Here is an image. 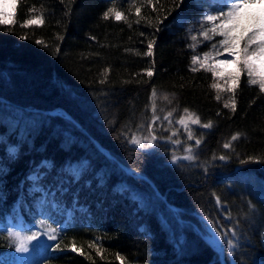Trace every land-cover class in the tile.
<instances>
[{
    "label": "trees",
    "instance_id": "1",
    "mask_svg": "<svg viewBox=\"0 0 264 264\" xmlns=\"http://www.w3.org/2000/svg\"><path fill=\"white\" fill-rule=\"evenodd\" d=\"M109 8L127 22L103 18ZM206 9L212 1L173 8L159 0L156 11L142 7L137 24L132 0H18L14 23L0 25V220L44 214L54 222L58 239L42 264H122L118 256L127 264H221L205 229L215 230L226 264H264V93L242 74L235 112L225 107L233 93L216 99V79L191 60L213 53L219 39L198 35ZM37 15L42 24H24ZM153 89L161 120L176 109L170 127L184 108L199 117L189 140L194 159L166 138L169 130H156L165 139L154 148L128 142L147 133ZM84 160L73 175L68 166ZM7 248L0 235V253Z\"/></svg>",
    "mask_w": 264,
    "mask_h": 264
},
{
    "label": "snow or ice",
    "instance_id": "2",
    "mask_svg": "<svg viewBox=\"0 0 264 264\" xmlns=\"http://www.w3.org/2000/svg\"><path fill=\"white\" fill-rule=\"evenodd\" d=\"M63 2V0H61ZM184 0H173V8H179ZM159 4V0H140V4L137 6L136 0H132V6L135 7V14L137 17L136 23L139 24L144 17L141 15V9L144 6L151 7L153 11H156V5ZM11 7L13 10L17 7V0H0V25H10L14 23V12H8L5 9ZM29 11H34V9H29ZM172 9H169L171 12ZM214 12V14H213ZM110 15L114 17L115 20H125L127 22V16L124 13L115 10L114 8H109L103 13V18L107 19ZM42 16H33L29 20H25V25H35L42 24ZM199 22L201 24L202 30L199 32V37H202L204 41H213L214 37H220L218 42L212 44V51L215 52V57L210 53H205L203 57L194 55L192 56V64H199V68L205 69L211 72L214 79L223 80L224 83L214 82L211 84V88L217 90L216 99H220V91H229L233 93V99L231 104H225V107H231L233 112L237 109V102L235 99V94L240 86L241 75L246 74L248 77V84L258 86L259 92L264 93V0H213V9L210 12L203 13L199 17ZM146 23L150 26L152 25V20H146ZM156 24H162L160 17H157ZM159 28H157V31ZM143 35V33H141ZM193 41H197V36H192ZM155 38L149 40L147 44L146 55H152L153 46L155 44ZM37 44H42L43 41L37 40ZM222 49L223 53L218 51ZM224 53L230 58L219 59ZM192 72H197L198 68L191 67ZM148 75L151 77L153 75L151 70H148ZM104 83L103 80L100 81ZM157 92L153 89L151 93V120L147 123V135H144L142 139L137 138L132 135L129 143L137 146L139 149H147L152 147L157 143L159 139L165 137H158L156 135V129L154 125L161 121V117L157 114L156 105ZM165 100L168 99L167 96L164 97ZM171 103V101H169ZM162 111V110H161ZM176 109H172L164 114L163 120L167 121L169 125L172 124L171 117ZM184 115H181L179 120L176 121L177 124L182 125L184 131L187 132L189 140L194 138L192 128L190 125H200V119L194 113H190L188 108H184ZM202 128L208 129L212 127L211 122L201 125ZM176 131L173 129L171 134L166 138L170 140L173 144L180 143L179 140L173 139L176 135ZM238 135H234L232 140H236ZM202 141L200 139L195 140V146L199 147ZM225 149L230 147L229 143L223 145ZM192 146L185 149L188 153L184 158L192 160L195 157L192 153ZM15 149H12V153L15 154ZM226 156H220V160L226 159ZM172 162L177 161V156H172ZM253 160V157H249L248 161ZM248 161H241V163H246ZM46 163V162H45ZM221 204L220 199H217V205ZM252 207V205H249ZM54 233H58L60 229H52ZM47 234V233H45ZM234 234V233H233ZM10 236L17 238L16 249L17 251L26 252L28 250L27 241L36 240L40 233L33 232L30 236L20 237L19 233H9ZM49 239L56 241L58 239L57 235H49ZM229 248L233 247V241L228 240ZM90 247H95V245H90ZM56 250L62 251L60 245L56 244ZM73 252H79L80 255H85L83 251L76 248L75 245L72 247ZM97 253H100V249H96ZM91 259V257H87ZM103 258V257H101ZM122 261V264H127V261L123 257H117Z\"/></svg>",
    "mask_w": 264,
    "mask_h": 264
},
{
    "label": "rangeland",
    "instance_id": "3",
    "mask_svg": "<svg viewBox=\"0 0 264 264\" xmlns=\"http://www.w3.org/2000/svg\"><path fill=\"white\" fill-rule=\"evenodd\" d=\"M17 2H18V0H17ZM5 10L10 12V13L15 11L10 6L7 7ZM210 11H212V10L206 9L203 11V13L210 12ZM213 14H214V12H213ZM219 39H220V37H219ZM218 51L223 53L222 49H218ZM210 54L215 57V52L210 53ZM200 57L202 58L203 56H200ZM218 58L224 59V58H230V57H228L227 54L224 53L223 55H221ZM197 65L199 66V64H197ZM216 82L221 83V84L224 83L223 80H219V79H216ZM220 92L226 96L229 93V91H224V90H221ZM53 111L58 112L59 114H62L63 116H66L60 111H56V110H53ZM50 115H57V114H50ZM164 122L168 123L167 121H164ZM192 126H195V125H190V127H192ZM155 129L156 130L160 129L161 132H165V131L169 130V132H168L169 135L171 134L172 130L174 129L177 134L174 136L173 139L180 141V143L173 144L174 146H176L177 150L179 148L186 149L189 146H192L189 143L187 132L184 131V128L182 125L177 124V125H174L173 127H170V125H168L167 127H165L163 120H161L158 122ZM146 135H147V133H146ZM164 139L165 138H162V139H159L158 141H163ZM154 147L155 146H153V148ZM147 149H149V148H147ZM99 150L102 151L104 154L109 155L103 148H101V149L99 148ZM178 151H180V150H178ZM174 155H176V152H174ZM186 155H188V153H185L183 157H185ZM45 162L46 161H44L43 163L45 164ZM85 163H86L85 160L82 163L74 162L68 166V169L70 170V172L73 175L78 176L81 168L84 167ZM129 173L132 174L131 172H129ZM32 176L36 177L37 175L35 173H33ZM132 176L135 177V176H138V174L133 173ZM141 177L143 178L144 176H141ZM259 187L261 189L264 188V183H262ZM121 188H124V187L119 186V189H121ZM262 191H264V190L262 189ZM130 195L133 199L140 200L139 199L140 197L138 196V194H136L132 190L130 191ZM69 214H71V211H69ZM52 229H56V227L49 221V219L47 217H43V216L37 217L34 220H31L28 222L22 221L21 218H19V223L13 222L11 218H6L5 220L0 221V234L8 237V240H9L10 246H11L10 250H8V251L4 252L2 255H0V264H40L43 261V259L46 257L51 246L53 244H55V242H56V241H52L49 239V235H58V233L52 232L51 231ZM10 232L19 233L21 238H23L25 236H30L33 232L40 233V235L37 236L36 240L27 241L28 250L26 252H21V251H17V249H16V244L18 242L17 238L10 236L9 235ZM204 232L206 233L205 235H204ZM204 232L202 234L204 237L207 238V240L209 242L215 243L218 246H220L221 250H218L217 248H215V250L219 254V257L221 258V253H222L221 251H223V247H222V243L219 240L218 235L216 234L215 230L212 229V230L207 231L205 229ZM45 233H47V234H45Z\"/></svg>",
    "mask_w": 264,
    "mask_h": 264
},
{
    "label": "water",
    "instance_id": "4",
    "mask_svg": "<svg viewBox=\"0 0 264 264\" xmlns=\"http://www.w3.org/2000/svg\"><path fill=\"white\" fill-rule=\"evenodd\" d=\"M44 113H46V114H57V115H62V114H59L58 112H54V111H52V110H47V111H44ZM74 123H75V121L74 120H72ZM96 142V141H95ZM97 143V142H96ZM97 145H98V147L101 149L102 147L97 143ZM145 178V177H144ZM146 179V178H145ZM203 238L208 242V243H210L214 248H217L218 250H221V248H220V246H218L217 244H215V243H211V242H209L208 240H207V238L206 237H204L203 236ZM221 264H226V262H225V260L223 259V253L221 254Z\"/></svg>",
    "mask_w": 264,
    "mask_h": 264
}]
</instances>
